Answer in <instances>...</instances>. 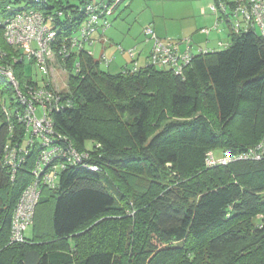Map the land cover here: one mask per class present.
<instances>
[{
	"label": "trees",
	"instance_id": "1",
	"mask_svg": "<svg viewBox=\"0 0 264 264\" xmlns=\"http://www.w3.org/2000/svg\"><path fill=\"white\" fill-rule=\"evenodd\" d=\"M27 1L15 9L0 0V16L26 9L54 16L59 58L84 21L86 0H75L81 8ZM231 37L222 50L194 55L183 76L148 65L112 75L88 51L72 52L54 128L99 171L71 165L59 168L55 188L40 185L23 244L10 243L12 218L42 147L35 142L13 181L5 146L25 145L31 133L9 126L0 105V264H264V39L255 31ZM5 49L0 43V66L11 65L23 87L37 86L17 74L34 62ZM106 124L119 133H104ZM214 150L235 157L258 150L260 159L207 167Z\"/></svg>",
	"mask_w": 264,
	"mask_h": 264
},
{
	"label": "built area",
	"instance_id": "2",
	"mask_svg": "<svg viewBox=\"0 0 264 264\" xmlns=\"http://www.w3.org/2000/svg\"><path fill=\"white\" fill-rule=\"evenodd\" d=\"M122 1L125 0H86L83 6L84 21L76 34L67 42L69 44L66 43L61 48L60 55L69 56L74 51H88L87 46L91 47L95 43L94 33L100 30L104 32L110 26L108 18L113 15ZM36 3L43 4L45 0H36ZM211 11L217 17V26L225 22L231 28V33L255 31L264 39V0H219L211 6ZM62 15V12L58 13L59 17H63ZM45 16L39 10L26 9L16 12L11 17L1 15L0 26L3 28L7 43L19 51L27 61H35L47 77L48 57L55 55L53 44L56 33L51 28L54 16ZM144 32L149 37L146 42L152 44L147 65L171 70L175 75L183 76L193 56L196 55L191 52V41H184L188 47L183 51L180 49L182 43L172 39L160 40L151 27L145 28ZM203 32L208 34L209 30L204 29ZM205 52L208 50L200 49L198 53ZM130 54L133 66L127 67L126 70L135 73L139 70L138 61L133 51H130ZM103 61L108 64L104 57ZM0 75L9 81L15 95L9 106L2 107L6 121L9 126L16 121L31 133L28 141L24 140L25 145L14 142L5 146V163L11 169L13 181L21 164L31 153L30 148L35 142L42 147L33 170L35 182L33 181L34 183L30 184L21 195L12 218L10 242L24 243L40 200L39 185L55 188L59 168L64 170L67 165H82L88 155L79 153L66 137L54 131V122L50 116L53 111L62 110V97L54 94L48 84L37 86L27 84L23 93L11 65L0 66ZM259 149H262V145ZM258 150L240 154L239 157L225 153L224 156L216 158L213 153H208L206 166H226L236 160L260 159ZM83 166L93 172L99 171L97 166L89 164Z\"/></svg>",
	"mask_w": 264,
	"mask_h": 264
},
{
	"label": "rangeland",
	"instance_id": "3",
	"mask_svg": "<svg viewBox=\"0 0 264 264\" xmlns=\"http://www.w3.org/2000/svg\"><path fill=\"white\" fill-rule=\"evenodd\" d=\"M215 2L216 0L122 1L114 10L113 15L108 18L110 26L107 27L104 32L100 30L93 35V40L95 42L100 35L103 36L104 43L97 40L93 46H87V50L93 55L95 60L100 61L101 70L109 72L112 75L119 74L120 71L122 72V69L127 66H133L130 51L134 52L137 61L138 59L140 60L141 67L146 66L147 55L152 48L151 42H146L149 37L145 34L144 30L147 27H151L160 40L165 41L167 39H172L182 43L180 49L183 51L188 47V44L184 42L186 40L191 41V52L194 54H198L200 49L222 50L232 41V31L225 22L217 26V17L211 11V6L215 4ZM9 4L15 9H24L27 7L28 1L9 0ZM72 4L81 8L79 1L73 0ZM0 14H2L1 11ZM47 16L51 17V14L45 17ZM204 29L209 30V33L203 32ZM0 43L3 49L7 47V41L4 38L3 30L0 33ZM102 55H104V58L108 61L107 66H105L101 59ZM69 57L70 55H61L59 58L56 55L48 57L47 65L49 66V74L47 77L42 73L41 68L35 61H33L34 64L31 65L19 66L17 68V74L22 75L24 82L28 80V77H32L37 81L38 85L48 84L54 94L58 95V97H64L69 92L70 71L66 65V61ZM76 65L79 68V64ZM10 89L11 86L8 81L0 80V92H4L3 96L5 97V99L0 101V105L6 104L9 106L10 101L15 98L14 93H11ZM20 89L25 93L22 85ZM193 117L194 116H190L187 120H191ZM50 118L53 121L52 114ZM172 121L173 119L166 120L161 124L160 128L163 129L162 127L165 123H170ZM2 123L3 121L0 115V127ZM154 126L156 127L155 124ZM101 127L103 128V132L109 136H116L119 133V129L115 128L113 124L109 126L106 124ZM244 139L241 138V140L249 142L247 137H244ZM100 147V145L97 146V148ZM208 153H213L216 158H220L224 156L225 153L227 154L230 152L214 150ZM34 182H32V184ZM39 198H41V189Z\"/></svg>",
	"mask_w": 264,
	"mask_h": 264
},
{
	"label": "crops",
	"instance_id": "4",
	"mask_svg": "<svg viewBox=\"0 0 264 264\" xmlns=\"http://www.w3.org/2000/svg\"><path fill=\"white\" fill-rule=\"evenodd\" d=\"M98 37H99V36H98ZM97 40H98L99 42L104 43V37L101 36V35H100L99 38H97ZM97 40H96V42H97ZM96 42H95V43H96ZM151 47H152V46H151ZM151 49H152V48H151ZM150 53H151V51H150ZM150 53L147 55V61H146L147 63H148V58H149ZM92 56H93V55H92ZM103 57H104V55L101 56L102 61H103ZM103 62H104V61H103ZM138 63H139V64H138L139 67L141 68V66H140V60H139V59H138ZM147 63H146V65H147ZM104 64H105V66H107L106 62H104ZM127 67H129V66H127ZM129 68H130V67H129ZM123 69H124V68H123ZM123 69H122V70H123ZM120 72H121V71H120Z\"/></svg>",
	"mask_w": 264,
	"mask_h": 264
}]
</instances>
